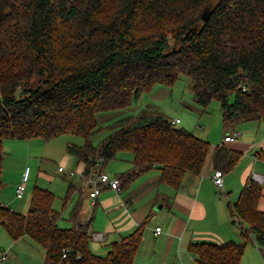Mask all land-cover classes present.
Segmentation results:
<instances>
[{"label":"trees","instance_id":"1","mask_svg":"<svg viewBox=\"0 0 264 264\" xmlns=\"http://www.w3.org/2000/svg\"><path fill=\"white\" fill-rule=\"evenodd\" d=\"M183 77L199 106L220 103L226 133L264 120V0H0V189L6 140L66 135L84 139L66 151L85 177L121 153L132 155V169L118 176L122 191L152 170L178 191L209 158L214 171L232 172L242 153L213 148L156 106L99 126L98 115L125 110L156 85L173 87ZM102 132L108 135L96 143ZM256 156L264 161V149ZM261 197L262 186L249 179L228 206L244 243L191 244L197 264H241L247 242L264 248ZM55 200L36 187L26 215L0 206V226L14 241L29 237L42 247L43 264L135 263L143 226L98 255L92 217L83 223L77 206L73 227L63 229Z\"/></svg>","mask_w":264,"mask_h":264},{"label":"crops","instance_id":"2","mask_svg":"<svg viewBox=\"0 0 264 264\" xmlns=\"http://www.w3.org/2000/svg\"><path fill=\"white\" fill-rule=\"evenodd\" d=\"M223 132L222 138L216 139L218 141L210 138L204 140L210 144L213 143V148H216L222 144L227 134L235 133L237 134L235 140L226 143V146L243 154L237 167L232 172L224 174L223 191H220L213 183L212 176L215 171L211 158H209L203 172L200 175L188 174L178 191L161 184L160 171L152 170L141 175L127 189L119 193L103 188L93 205L92 186L87 182L92 175L85 177L84 165L68 155L66 151L68 156L63 157V165L60 166L64 168V172L60 173L64 175L66 182L59 184L58 187L66 195L63 202L69 192L71 194L66 208L62 206L59 210L55 207L58 197L54 191L50 187L38 186V179L42 172L40 167L35 168V165L39 157L46 152L44 144L38 142L40 140H30L27 141V148L20 144L13 146L12 153L5 152L1 174L4 182L0 189V206L7 205L14 212L26 215L30 209L32 193L36 187H39L55 194L54 209L61 213L58 221L61 228L71 229L73 227L72 212L77 206L80 207L79 219L83 223H87L92 217L91 248L98 255H106L113 243L121 241L122 238L131 235L143 226V241L134 264H197L195 257L189 252L191 244H224L230 241L243 243L244 240L238 228L233 224L228 206H234L238 202L249 179L256 181L254 175L257 174L264 178V161L256 156L264 149V120L241 122L229 133H226L224 128ZM33 143L36 144V148ZM45 144L48 146L47 142ZM21 152L23 155L19 154ZM43 159L45 158L42 157ZM128 164L129 166L122 169L123 174L132 169V162L128 161ZM30 166H32L30 178L33 173L35 185L30 189L29 178L28 193L26 192L22 200H17L16 188L22 182L26 168ZM67 167L70 172L74 173L73 175L66 172ZM5 175H8L9 179H3ZM47 181L50 184L55 182L48 177ZM259 184L262 186V197L258 208L264 212V181ZM86 204L93 208L91 217L81 213V208H84ZM158 205H162L160 210L155 209ZM99 216L102 221L96 225L97 221L96 224L94 223ZM157 228L162 229L159 235L155 234ZM96 234H103L104 240L96 241L94 239ZM27 239L29 237L10 241L7 261L16 264V254L22 248L23 243L28 244ZM42 261L44 262L43 257Z\"/></svg>","mask_w":264,"mask_h":264},{"label":"rangeland","instance_id":"3","mask_svg":"<svg viewBox=\"0 0 264 264\" xmlns=\"http://www.w3.org/2000/svg\"><path fill=\"white\" fill-rule=\"evenodd\" d=\"M149 105L160 108L170 119H179L181 123L177 125L178 128H184L200 139L204 140L210 138L213 141H218L222 138L223 122L220 103L218 101H213L206 109L199 106L194 100L190 80L184 77L173 87H167L160 84L156 85L150 92L141 95L137 101L133 102V104L125 110L98 115V124L100 127L110 126L125 117L137 114ZM107 135V132H102L100 135H97L95 138L96 143L106 138ZM31 140H40L38 142L42 145L44 144V148L46 149L45 154L39 157V161L35 165V168L40 167V171L42 172L41 177L38 179V186L47 188L50 187V189H52L58 197L55 207L59 210L62 209V206L66 208L67 204L65 205L64 203L66 199L63 202V198H65L66 195H64L63 191H61L58 187L59 184H63L66 181L64 180V175L60 173L58 169L61 165H63V157L68 156L66 154V145H82L84 143V139L82 137L66 135L49 141H46L43 138H35ZM27 141L30 140H6L4 142V150L5 152L12 153L13 146L20 144L27 148ZM46 142L48 146H45ZM35 145L36 144H34V148H36ZM211 145H213V143ZM17 154L18 153H16V155ZM19 154L23 155L22 152ZM42 157L45 159L42 160ZM128 161L132 162L133 156L128 153H121L118 159L109 162L103 169L105 173L111 177H116L117 175L120 176L124 171L122 169L129 166ZM31 167L32 166L29 167L30 170ZM100 170H102V168ZM66 172H70L68 167L66 168ZM7 177L8 175H5L3 179H9ZM47 177L55 182L50 184L47 181ZM73 179L77 180L76 178ZM34 181L35 178L32 173L29 183L30 189H32L35 185ZM81 213H85L87 217H91L93 215V208L86 204L84 208H81ZM101 221L102 220L99 216V219L97 220L96 218L94 224L98 225ZM11 240L12 238L8 235L4 228L0 226V247H2L0 253L2 251L9 252ZM27 240L29 245L27 243H23L22 248L19 249L16 254V264H43L42 257L44 258L45 256V250L30 238ZM92 241L93 240H91V243ZM241 263L264 264V248H260L252 241L247 242ZM1 264H11V262L7 261Z\"/></svg>","mask_w":264,"mask_h":264},{"label":"built area","instance_id":"4","mask_svg":"<svg viewBox=\"0 0 264 264\" xmlns=\"http://www.w3.org/2000/svg\"><path fill=\"white\" fill-rule=\"evenodd\" d=\"M180 123L181 122L179 119L174 120V124L178 125ZM236 135L237 134H235V133L227 134L225 136V138L223 139L222 144H226V143L234 141ZM101 165H99V167H98L99 171L93 173L91 178L89 180H87V182L92 186L91 198L94 201L93 205L95 204V201L98 198V196L101 194L103 188H109V189L114 190L118 193L122 191L120 178L118 176L111 177L107 173L101 171L100 170ZM59 172H64V168L60 167ZM73 174H74L73 172H70V175H73ZM29 178H30V168H26L24 175H23L22 182L16 188V199L17 200H22L25 197L26 192H27V183L29 181ZM212 179H213V183L215 184V186L220 191H223L224 190V173L221 171H215L213 176H212ZM254 179L258 183H262L264 181V178L260 175H257V174L254 175ZM1 206L9 208V206L4 205V204H2ZM10 210L13 211L12 209H10ZM161 233H162V229L157 228L155 234L159 235ZM94 239L96 241H103L104 235L103 234H96V235H94ZM68 253H69V250L64 249L63 250V258H67ZM8 259H9V252L2 251L0 253V264L6 262Z\"/></svg>","mask_w":264,"mask_h":264},{"label":"water","instance_id":"5","mask_svg":"<svg viewBox=\"0 0 264 264\" xmlns=\"http://www.w3.org/2000/svg\"><path fill=\"white\" fill-rule=\"evenodd\" d=\"M203 21H207L208 20V18L205 16V15H203ZM162 208V205H158L155 209L156 210H160Z\"/></svg>","mask_w":264,"mask_h":264}]
</instances>
